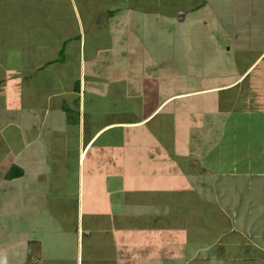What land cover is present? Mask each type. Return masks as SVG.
I'll use <instances>...</instances> for the list:
<instances>
[{"label":"rangeland","instance_id":"374dc122","mask_svg":"<svg viewBox=\"0 0 264 264\" xmlns=\"http://www.w3.org/2000/svg\"><path fill=\"white\" fill-rule=\"evenodd\" d=\"M62 1V4L57 6L59 9L54 10L59 14V17L57 15L53 17L50 10L51 14L42 9L39 11L33 6L34 3L27 4V7L19 6V8L31 12L36 21L42 17L47 18L41 20L40 23L32 20L30 25L34 31L29 32L27 38L22 35L20 41L24 38V40L27 39L25 42L33 48L36 43L30 36L36 35L38 39L41 34L46 37L45 42L51 45V50H49L48 44L44 46V39L36 40L39 42V45L34 47L36 52L34 56L30 55V60L25 64H39V62L30 63L32 57L35 56L52 58L53 68L45 69L40 78V85L49 87L48 90L59 87L63 91H68L78 83L80 74H82L83 79L87 80V91L84 93L86 104L82 101L76 111L81 112L87 108V114H90L96 110L97 115L94 114L96 116L94 123L100 126L110 121L136 120L146 115L153 104H159L171 94L202 89L214 84L219 85L220 73H226L225 77L234 73L229 63L234 61L236 56L231 55L233 47L229 44H231L230 40L233 34L231 29L235 28L232 21L235 23L237 21L238 16L235 11L238 8L235 6L234 10L232 4L221 3L219 5V0H161V17H157L155 13L154 15L142 13L139 21L141 27L146 25L145 28L137 29L135 31L137 33H131L132 35H128L127 39L125 37V40L120 38L121 41L111 46V50L104 51L106 47H101L96 40L91 41L88 33L87 37H84V42L88 44L86 45L89 48L88 52L93 48L94 54L87 53L83 48V56L81 53V57H79V52L68 53V49H75V45L79 44L76 40L78 36L75 34L79 24L72 13L70 2ZM200 1L202 2L194 6ZM238 7L242 10L243 3H239ZM179 8L186 11L185 15L183 12L178 13ZM246 8L245 6V11ZM45 13L48 17L45 16ZM244 16L247 18V14ZM19 18L21 19L23 16L19 15L18 17L17 22L20 24ZM160 18L162 23L159 22ZM258 21L261 22L262 19L259 18ZM249 22H245V26ZM22 23L25 24V20ZM240 32L244 33L245 31ZM62 36L66 42L61 41ZM219 40L221 41L219 42ZM65 43L67 44L64 45ZM40 50L41 52L43 50L45 55L40 54ZM54 55L58 59L54 58ZM145 74H156L158 79L152 77L145 82V77H143L147 76ZM126 77H136L137 80L139 77L143 78L142 83L137 82V86L133 82H130L128 86L131 91L137 90L140 96L131 95L134 97L132 98L125 95L126 83L124 79ZM28 80L7 78L6 83L0 87V102L12 104V89L19 88L23 92L21 97H24L22 102L20 100L17 105L24 106L20 109L21 117L18 118L17 125L14 124L11 114L8 115L9 112L6 113L0 109V122L4 123L0 124V264H27L28 254L31 252L34 255L32 249L35 245H39L36 237L39 239L44 235L50 243L48 252L55 256L59 255L62 249L54 244V240H56L54 236L58 231H65L62 230L61 221L72 220L69 210L60 205L63 204L66 206L65 208L70 209L69 204L72 205L74 202L72 193L77 186L78 170L75 165L78 142L73 135L78 134L80 137L81 135L84 137L87 135L86 125L88 128L92 127L91 129H94L95 126L94 124L88 125L92 124L90 121L85 122L86 113H80L81 123L77 132V127L72 125V121L78 123V113L57 107L55 110L49 109L47 113L38 110V102L41 97L38 96V100H35L36 95L33 96L31 92L36 87V83L32 85V88ZM146 85L149 89L154 88L152 90L153 98L149 102L139 92ZM206 93L188 99L175 100L171 103L167 102V106L160 110L162 112H159V115L157 114L156 118L145 127L136 128L137 132L132 128H117L104 135L106 139H117L115 136L127 133L129 148L124 150L120 143H115L117 148L113 149L114 156L126 158L123 163L125 165H114L115 167L112 168H118L116 170L118 174L119 172H123L122 175L127 174L126 177L121 176L125 182L128 179L131 191H129V196L134 197L136 190L131 188L136 187L141 188L140 195H143L147 201L160 198L161 201L173 203L174 206L181 205L175 208V211L169 209L168 219L160 218L159 215L153 217L152 225L150 222L143 223L144 227H141L143 229L139 232L144 234L136 235V239L173 238L179 240L183 236L194 234L195 230H203V232L209 233L205 237L207 240L211 235H214V232L219 231L220 233L227 230L230 225L226 215L228 213L232 216L231 210L237 206L228 209L227 213L222 212L220 204L228 206L229 203L221 202L219 204V179L214 187L215 192L218 193H214V196L209 199L207 192L202 187L206 181L205 176L199 173V169L194 170V167L189 163L195 155L188 150V144L192 140L191 137H188L189 132L196 128V133H194L197 134L199 128L201 130L204 128L207 131L206 140L201 141V145L205 144L206 146L204 149L207 157L204 159V164L208 170H219V127H198L208 119L204 118L202 111L199 110V103L206 101L210 106L215 107L212 105L214 101L212 94L216 92L211 95H206ZM32 102H34L36 110L26 108ZM184 105H190L188 108L194 110L193 113H189L190 118L186 116L188 117L186 121H184L185 115L180 113L169 116L168 111H173V106L180 110ZM55 119H59V121L56 122ZM193 138L192 142L198 144L197 137ZM28 141L30 142L22 153L17 157L10 156L9 149L16 155ZM138 142L141 147L134 153V145ZM61 144L63 147L60 148ZM124 151L128 152V155L123 156ZM131 154L134 156L132 157ZM15 161H17L15 165L22 164V170L25 173L9 182L5 172ZM223 165L229 166L227 162ZM196 166L198 165L196 164ZM134 172L138 173V177H134ZM215 181L216 179L213 180V182ZM121 182L120 178L115 186L120 185ZM254 187L255 189H250L247 192L252 195L264 192V189L262 190L257 185ZM247 192L242 189L234 200H248L250 196ZM225 194V197L228 194L231 195V190ZM154 205L156 204L154 203ZM63 209L67 213H64ZM164 209L162 206L160 210ZM238 209L243 212L248 209V206L245 203ZM70 212L72 213V210ZM246 213L247 210L245 215ZM260 213L259 210L254 209L250 218L256 220ZM246 223L245 221L243 225ZM255 224L256 229L264 228V222H255ZM181 231H185L186 235L175 234ZM260 239L264 242V238ZM191 241L194 244L202 242L203 238H191Z\"/></svg>","mask_w":264,"mask_h":264},{"label":"crops","instance_id":"0c3cea01","mask_svg":"<svg viewBox=\"0 0 264 264\" xmlns=\"http://www.w3.org/2000/svg\"><path fill=\"white\" fill-rule=\"evenodd\" d=\"M62 2V0H0V74H2L0 76V87L3 83H6L7 78L13 80L29 79L28 82L31 87L36 83V87H32L31 92L33 96L36 95L35 100L37 101L41 97L38 102V110L47 113L49 109L55 110V107H57L58 109L78 113V123L72 121V125L77 127V132L81 123L80 113H86L85 122L90 121L92 123L88 125H95L94 129H91L92 127L88 128L85 123L87 135L84 137L83 135L80 137L78 134L73 135L78 142L75 165L78 170L77 186L72 193L74 202L72 205L69 204L70 209L65 208L66 206L63 204L60 205L62 208L69 210L72 220L61 221L62 230L65 231L57 230L58 232L54 236L56 237L54 244H57L56 246L62 250H60L58 256L52 255L48 252L50 243L45 235L39 237V239L36 237L39 245H35L32 249L34 255L31 252L28 254L27 264H264V242L260 239L264 238V228H255V222H264V192L259 195L257 193L252 195L247 192L250 189H255V185L262 190L264 189V0H219V5L221 3L232 4L234 10L235 6L238 8L235 11L238 16L236 23L231 20L235 24V28L231 29L233 34L229 45L233 47L231 55L236 56L234 61L229 63L234 72L232 75L225 77L226 73H220L219 85L214 84L202 89L179 91L171 94L159 104H153L149 112L145 113L146 115L136 120L110 121L101 126L94 123L96 110L90 114H87V108L81 112L76 111L78 105L81 106V102H85L84 93L87 91V80L83 79L82 74H80L78 83L68 91H63L59 87L48 90L49 87L40 85V78L45 69L53 68L52 58L35 56L32 57L30 63L39 62V64H25L26 61L30 60V55L34 56L36 52L34 47L39 45L36 40L41 41L44 39L45 42L46 38L41 34L38 39L36 35L30 36L36 43L31 48L25 42L27 39L24 40L29 37L27 36L29 32L34 31L30 22L35 20V22L40 23L45 17L36 21L31 12L19 8V6L27 7V4L34 3L33 6L39 11L42 9L44 12L51 14L50 10L53 17L56 15L59 17V14L55 11L59 9L57 6H60ZM67 2H70L72 13L79 24L75 33L78 36L76 40L79 44H77L78 46L75 45V49H68V53L79 52V57H81V53L83 56V48L86 49L87 53L94 54L92 52L93 48L88 52L89 48L86 46L88 44L84 42V37H87L88 33L91 41L96 40L101 47H106L104 51H108L111 50V46L121 41L120 38L125 40L128 35L131 36L137 33L135 32L137 29L145 28L146 25L141 27L139 21L142 13H148V15H154L155 13L157 17H161V0H67ZM201 2H197L194 6ZM239 3L244 5L242 10L238 7ZM245 6L247 7L246 11ZM9 10L15 11L11 12ZM180 12L185 15L186 11L179 8L178 13ZM244 14H247V18ZM19 15L23 16L19 19L21 23L25 20V24L17 22ZM45 16H47L46 13ZM259 18L262 19L261 22L258 21ZM28 20L29 23H27ZM247 21L250 22L245 26L244 23ZM159 22L162 23L161 18ZM160 23L159 26H161ZM240 31L245 32L241 33ZM22 35L25 38L20 41ZM65 40L64 37L61 39V41ZM46 44L48 43L45 42L44 46ZM49 45L48 49L51 50V45ZM39 53L45 55L43 50L42 52L40 50ZM27 55H29V58L26 57ZM54 58L58 59L55 55ZM145 75L147 76L142 75L145 77V82L152 77L158 79L156 74ZM142 79L141 77L138 80L136 77H126L124 79L126 83L125 95L127 97L128 95L140 96L137 90L131 91L128 86L130 82L137 86V82L142 83ZM153 89H149L146 85L139 92L149 102L153 98ZM24 91L27 93L26 90ZM35 91L36 93H34ZM205 92H207L206 95L216 92L212 94V96L214 95L212 105H215V107L210 106L206 101L199 103V110L202 111L203 117L208 119L203 124H199L198 127H219V170H208L206 164H204V159L207 157L206 146L205 144L204 146L201 145V141L206 140L205 134L207 135L204 128L203 130L199 128L197 134H195L196 128L191 129L189 132V138L191 137L193 140V137H197L198 140V144L192 142V140L188 144L189 152L195 154L194 159L189 163L194 167V170L199 169V173L205 176L206 181L202 184V187L207 192L209 199L214 196V193H218L215 192L214 187L219 179V204L221 202L229 203L228 206L220 204L222 212L227 213L228 209L237 206L231 210L232 216L228 213L226 215L230 222L229 229L227 228V230L220 233L216 231L207 240H205V237L208 232H203V230H195L194 234L189 233L191 235H186L185 231L177 232L175 234L186 235L179 240L173 238L144 240L142 237V240L136 239V235L144 234L139 232L143 229L141 227H144L143 223L150 222L152 225L153 217L159 215L160 218L166 217L168 219L169 209L175 211V208L181 205L174 206L173 203L161 201L160 198L147 201L143 195H140L141 188L136 187L131 188L136 190L134 191V197L129 196L128 179L127 182L122 179V176L126 177L127 174L122 175L123 172L118 174L116 172L118 168H112L115 167L114 165H125L123 163L126 158L114 156L113 149L117 148L115 143H120L124 150L129 148L127 133L115 136L117 139H106L104 135L106 132H111L117 128H132L137 132L136 128L148 125L159 112H162L160 110L167 106V102L171 103L175 100L201 96ZM21 94L23 92L19 88L12 89V104L0 102L1 111L9 112L8 115L11 114L10 116L16 125L18 118L21 117L20 109L24 108L23 105H21L22 107L17 106L18 102L20 100L22 102V98L24 99ZM15 96L17 97L15 98ZM189 106L184 105L180 110L173 106V111L170 112L169 110L168 114L170 116L180 113L185 115L184 121H186L188 117L190 118L189 113L194 111L188 108ZM26 108L36 110L34 102L28 104ZM55 121L58 122L59 119H55ZM0 124H4L3 121ZM102 138L104 139L101 140ZM29 142H26L16 155L13 153L14 151L9 149L10 156L17 157ZM61 147H63V144L60 145ZM140 147L139 142L136 143L134 153ZM126 155H128V152L124 151L123 156ZM131 156L134 155L131 154ZM36 157H39V155H36ZM225 162L229 164L228 167L223 165ZM15 163L17 161L11 166ZM18 165L23 168L21 163H18ZM11 166L6 170L5 175ZM24 173L25 171L23 175ZM133 174L134 177H138V173L134 172ZM119 177L122 182L120 185L115 186L120 180ZM16 178L6 179L11 182ZM215 179L216 181L213 182ZM242 189L246 190L250 198L242 201L234 200ZM230 190L232 194H228L226 198L225 193ZM231 197L233 198L230 199ZM245 203L248 206L246 215V210L242 212L238 209ZM162 206L165 208L163 211L160 210ZM64 209V213H67ZM254 209L261 212L256 220L250 218ZM245 221L249 224L243 225ZM191 238H203V241L193 244ZM239 240L240 242H238Z\"/></svg>","mask_w":264,"mask_h":264},{"label":"trees","instance_id":"16d2710c","mask_svg":"<svg viewBox=\"0 0 264 264\" xmlns=\"http://www.w3.org/2000/svg\"><path fill=\"white\" fill-rule=\"evenodd\" d=\"M16 166L18 165L11 166V168L7 171L5 175L7 179L16 178L23 175L24 171L22 170V168Z\"/></svg>","mask_w":264,"mask_h":264}]
</instances>
